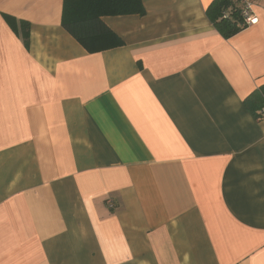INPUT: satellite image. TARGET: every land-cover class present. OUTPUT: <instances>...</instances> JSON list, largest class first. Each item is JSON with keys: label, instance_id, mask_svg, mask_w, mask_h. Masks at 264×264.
<instances>
[{"label": "crops", "instance_id": "0c3cea01", "mask_svg": "<svg viewBox=\"0 0 264 264\" xmlns=\"http://www.w3.org/2000/svg\"><path fill=\"white\" fill-rule=\"evenodd\" d=\"M213 1L89 53L64 0H0V264H264V0L230 38Z\"/></svg>", "mask_w": 264, "mask_h": 264}, {"label": "trees", "instance_id": "16d2710c", "mask_svg": "<svg viewBox=\"0 0 264 264\" xmlns=\"http://www.w3.org/2000/svg\"><path fill=\"white\" fill-rule=\"evenodd\" d=\"M208 17L224 38H230L247 28L241 17L239 2L214 0ZM229 12L228 18H223ZM142 0H64L62 26L89 53L103 51L109 46H121L122 40L103 22L104 17L144 15ZM28 47L29 34L22 33ZM113 39V43L107 40ZM258 110L264 112V86L254 93ZM246 103L249 105V101ZM252 113H256L250 109ZM258 115V114H257Z\"/></svg>", "mask_w": 264, "mask_h": 264}, {"label": "built area", "instance_id": "2783aa9c", "mask_svg": "<svg viewBox=\"0 0 264 264\" xmlns=\"http://www.w3.org/2000/svg\"><path fill=\"white\" fill-rule=\"evenodd\" d=\"M232 1L239 2V8L241 9V17L244 20L246 26L255 25L258 22L253 10V4L251 2L246 0H232ZM229 15H230L229 12H226L223 18H228Z\"/></svg>", "mask_w": 264, "mask_h": 264}, {"label": "rangeland", "instance_id": "374dc122", "mask_svg": "<svg viewBox=\"0 0 264 264\" xmlns=\"http://www.w3.org/2000/svg\"><path fill=\"white\" fill-rule=\"evenodd\" d=\"M108 206H109L110 208H113V207H114L113 202H112V201H108Z\"/></svg>", "mask_w": 264, "mask_h": 264}]
</instances>
